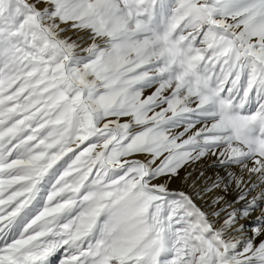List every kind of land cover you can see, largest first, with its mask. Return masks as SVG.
Wrapping results in <instances>:
<instances>
[{"label": "snow or ice", "instance_id": "6c2138e0", "mask_svg": "<svg viewBox=\"0 0 264 264\" xmlns=\"http://www.w3.org/2000/svg\"><path fill=\"white\" fill-rule=\"evenodd\" d=\"M0 264H264V0H0Z\"/></svg>", "mask_w": 264, "mask_h": 264}, {"label": "bare ground", "instance_id": "6f19581e", "mask_svg": "<svg viewBox=\"0 0 264 264\" xmlns=\"http://www.w3.org/2000/svg\"><path fill=\"white\" fill-rule=\"evenodd\" d=\"M209 164L211 163V161L208 162Z\"/></svg>", "mask_w": 264, "mask_h": 264}]
</instances>
